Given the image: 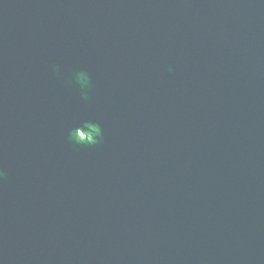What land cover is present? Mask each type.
<instances>
[{
	"label": "water",
	"instance_id": "obj_1",
	"mask_svg": "<svg viewBox=\"0 0 264 264\" xmlns=\"http://www.w3.org/2000/svg\"><path fill=\"white\" fill-rule=\"evenodd\" d=\"M0 264H264V0H0Z\"/></svg>",
	"mask_w": 264,
	"mask_h": 264
}]
</instances>
